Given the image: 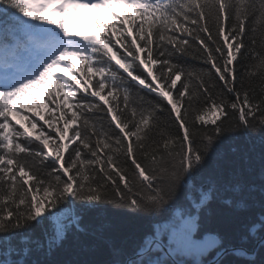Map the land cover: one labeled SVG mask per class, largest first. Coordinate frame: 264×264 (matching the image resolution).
I'll use <instances>...</instances> for the list:
<instances>
[{
    "label": "snow or ice",
    "instance_id": "obj_1",
    "mask_svg": "<svg viewBox=\"0 0 264 264\" xmlns=\"http://www.w3.org/2000/svg\"><path fill=\"white\" fill-rule=\"evenodd\" d=\"M257 192L240 247L209 227ZM104 206L146 222L130 248ZM89 235L104 264H264V0H0V264H95L55 258Z\"/></svg>",
    "mask_w": 264,
    "mask_h": 264
},
{
    "label": "trees",
    "instance_id": "obj_2",
    "mask_svg": "<svg viewBox=\"0 0 264 264\" xmlns=\"http://www.w3.org/2000/svg\"><path fill=\"white\" fill-rule=\"evenodd\" d=\"M117 11L122 9L117 8ZM95 16L91 12H85L83 19L76 17L71 22V27H77L86 24V26L95 29L93 20ZM110 19V17L108 18ZM39 96V94H38ZM25 106L27 102L25 101ZM255 140V137L253 138ZM236 143L239 147L247 151L250 144L246 142L243 137L238 139ZM259 144H256L255 152L250 153L252 158L251 172H246L245 176L251 183L260 185L259 169ZM255 201L250 202L251 206L247 211L232 213L227 210L215 207L213 219L209 227L215 228L225 234L227 241L233 246L240 247L239 236L244 224L250 217L255 216L261 211L259 192L255 194ZM87 224L91 229L98 230L97 235L102 234L105 237H110L118 244H123L126 247H131L135 239L143 234L145 231L146 222L140 217L134 216L123 209H117L112 206H104L93 211L88 219ZM87 246L86 250L84 246ZM251 247V245H248ZM57 260H83L87 259L95 262V264H104L108 260L109 254L107 247L94 236H81L80 242L69 240L65 248L55 257ZM2 259V257H0ZM228 261H233L236 258L229 256ZM237 264H246L244 261H238Z\"/></svg>",
    "mask_w": 264,
    "mask_h": 264
}]
</instances>
